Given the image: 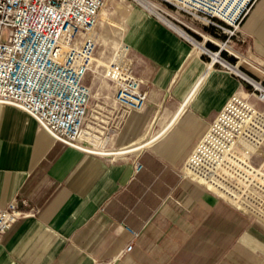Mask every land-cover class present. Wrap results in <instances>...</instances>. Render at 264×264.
<instances>
[{"label": "crops", "instance_id": "obj_1", "mask_svg": "<svg viewBox=\"0 0 264 264\" xmlns=\"http://www.w3.org/2000/svg\"><path fill=\"white\" fill-rule=\"evenodd\" d=\"M246 1L239 31L264 69V0ZM127 16L123 42L146 103L122 119L114 156L56 141L0 104V206L16 198L36 212L1 235L0 264H264V225L184 171L241 81L139 7ZM95 81L87 74L91 102L104 91L113 101ZM125 227L139 232L129 252Z\"/></svg>", "mask_w": 264, "mask_h": 264}, {"label": "built area", "instance_id": "obj_2", "mask_svg": "<svg viewBox=\"0 0 264 264\" xmlns=\"http://www.w3.org/2000/svg\"><path fill=\"white\" fill-rule=\"evenodd\" d=\"M132 1L188 43L168 19V6L201 18L205 24L217 17L206 10L208 0ZM104 2L0 0V104L27 113L56 141L85 153L110 156L105 150H94L95 144L86 140L98 137L84 130L85 122L88 120L90 129L104 128L101 123L113 117L118 125L127 114L144 107L146 93L131 69L128 47L122 43L104 73L114 89V106L98 102L93 114L89 113L92 96L85 78L95 66L96 26ZM238 17L232 24L220 20L234 27ZM220 59L232 72L235 67ZM257 83L262 89L249 84L264 99V86ZM141 168L135 164V172ZM184 170L206 190L264 223V113L249 105L240 90L231 95L192 148ZM20 202L26 204L25 200ZM35 213L34 209L21 208L16 198L0 206V237L17 221ZM125 228L130 239L123 252H129L139 232Z\"/></svg>", "mask_w": 264, "mask_h": 264}, {"label": "rangeland", "instance_id": "obj_3", "mask_svg": "<svg viewBox=\"0 0 264 264\" xmlns=\"http://www.w3.org/2000/svg\"><path fill=\"white\" fill-rule=\"evenodd\" d=\"M211 1L212 0H208L209 3H207L206 10L208 12H214L213 15L219 17H214L211 20L213 23L208 22L205 24L203 23L205 20L201 18L197 19L198 17L184 13L172 6H168V9L171 11V17H168V19L176 28L181 30L180 33L191 42L189 45L194 48V51L201 53L207 63L210 62L214 67L224 69L238 78L242 83V87H240V95L243 96L246 102L249 103V105H252L258 112L264 113V99H262L260 91L254 89L252 85L238 76L241 75V73H244L264 86V73H262L264 69L256 62L254 57L250 55L249 40L239 31L238 22H240L243 15L240 10H245L251 1L248 2V4L247 1L243 4V0H213V5L210 4ZM135 7L137 6L132 0H105L104 5L99 11L96 26L98 37L97 55L95 56L96 62L94 63L95 66L92 68V71L88 74L89 78L97 80L95 83L103 81L105 83L103 86L104 90L113 89L112 83L104 73L106 72V66L115 59L116 48L118 46L121 47L122 43H124L123 35L130 33V20L127 14L129 10ZM236 15L239 17L234 27H229L226 23L220 20L221 18L232 24ZM142 19L147 23L149 22L145 17ZM193 43L202 46L203 50H200V46H194ZM211 53H217V60L214 61ZM219 57L227 60L231 65L237 68V72H235L233 68L231 69L232 72L227 69L221 63L222 61ZM253 66L258 67L262 72L253 68ZM107 69H109L108 66ZM234 73L238 75H235ZM256 74L259 75L260 78H258V76L256 77ZM105 92L106 91L103 92V97H93L89 113L93 114L92 109L96 108L95 104H98V102H102L108 106H114V101H109L104 97ZM115 123L116 119L112 117L109 122L101 123L104 128L99 126L96 127V129H90L87 127V124H89L88 120L85 122L84 130H91L90 132L98 137V139H93L89 136V139H86L95 144V146H93L94 150H105L106 152L117 150V139L121 134L123 122L120 124L117 123L118 125ZM110 156L112 157L114 155ZM243 214L249 216L255 222L264 225V223L251 215Z\"/></svg>", "mask_w": 264, "mask_h": 264}, {"label": "bare ground", "instance_id": "obj_4", "mask_svg": "<svg viewBox=\"0 0 264 264\" xmlns=\"http://www.w3.org/2000/svg\"><path fill=\"white\" fill-rule=\"evenodd\" d=\"M99 16V15H98ZM194 44V46H200V45H198L197 43H193ZM223 45V44H222ZM223 48V47H222ZM200 50H203V47L202 46H200ZM211 56L213 57V59L214 60H217V58H218V55H217V53H211ZM234 70H235V72H237V70H236V68H233ZM241 73V72H240ZM242 78H244L246 81H248L249 83H251L255 88H258V89H262V87L257 83V82H255L253 79H251L250 77H248L247 75H245V74H243V73H241V75H240Z\"/></svg>", "mask_w": 264, "mask_h": 264}]
</instances>
